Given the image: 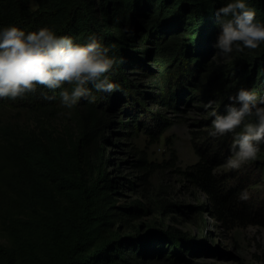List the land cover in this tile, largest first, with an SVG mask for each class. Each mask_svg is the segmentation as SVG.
<instances>
[{
	"label": "trees",
	"instance_id": "1",
	"mask_svg": "<svg viewBox=\"0 0 264 264\" xmlns=\"http://www.w3.org/2000/svg\"><path fill=\"white\" fill-rule=\"evenodd\" d=\"M35 2L39 7L32 11L30 0H0V26L27 31L48 26L81 41L96 34L105 44L115 43L114 54L124 58L113 77L123 89L121 99L143 95L131 81L122 83L130 67L152 76L151 88L157 92L148 96L167 109L212 98L222 99L218 112L224 114L228 96L241 87L264 95V44L227 60L215 54L214 13L222 0ZM248 2L264 20V0ZM111 96L105 93L108 107L98 97L95 104L76 109L73 124L60 129L35 114L46 111L39 108V91L27 96L35 108L30 111L34 126L27 130L15 124V115L1 119L3 113L15 112V101L0 100V264H168L158 245L174 237L163 231L130 233L129 223L139 209L115 199L120 183L108 174L102 147L119 101ZM155 122L163 127L167 120ZM260 149L264 153V143ZM216 168L202 164L191 178L213 202L215 216L246 223L251 214L231 205L234 192L225 194Z\"/></svg>",
	"mask_w": 264,
	"mask_h": 264
},
{
	"label": "rangeland",
	"instance_id": "2",
	"mask_svg": "<svg viewBox=\"0 0 264 264\" xmlns=\"http://www.w3.org/2000/svg\"><path fill=\"white\" fill-rule=\"evenodd\" d=\"M30 9H37L32 7V0ZM130 69L125 71L126 81L122 83L131 81L144 97L127 101L120 98L121 92L112 93L111 99L119 101L110 113L112 126L105 134L107 142L102 143L109 160L107 172L120 183L116 201L128 209H139L137 218L129 223L130 233L146 236L169 232L174 238L158 245L168 264H264V153L238 170L223 167L232 137L208 135L212 118L203 109L204 103H180L178 109L159 106L158 100L148 96L157 92L151 88L152 76L144 68ZM98 97L102 98L101 94ZM101 100H105V93ZM215 101L218 111L223 101ZM31 102L30 97L17 99L15 112L3 113L1 119L15 115V124L26 130L32 128L35 120L30 111L35 108ZM86 104L81 102L67 110L59 107L58 101L42 100L39 108L46 111L35 114L45 116L43 121L60 129L67 122L73 124L75 110ZM158 117L167 120L163 127L156 124ZM210 163L218 165L215 172L225 194L233 190L231 205L251 214L246 223L225 222L215 216L213 202L191 178L200 165ZM245 188L251 199L241 202L238 194Z\"/></svg>",
	"mask_w": 264,
	"mask_h": 264
},
{
	"label": "clouds",
	"instance_id": "3",
	"mask_svg": "<svg viewBox=\"0 0 264 264\" xmlns=\"http://www.w3.org/2000/svg\"><path fill=\"white\" fill-rule=\"evenodd\" d=\"M32 7H39L35 0ZM214 15L216 55L227 60L264 44V20L248 0H222ZM116 49L115 43L105 44L96 34L81 41L58 35L48 26L31 31L18 25L0 26V100L16 101L39 91L44 101H58L67 110L81 102L95 104L98 93L123 91L113 80L124 63L123 56L114 54ZM228 101L224 114L216 110L215 100L202 107L212 118L208 135L232 137L223 167L238 170L258 159L264 143V95L255 88L241 87ZM250 199L246 188L238 194L241 202Z\"/></svg>",
	"mask_w": 264,
	"mask_h": 264
}]
</instances>
